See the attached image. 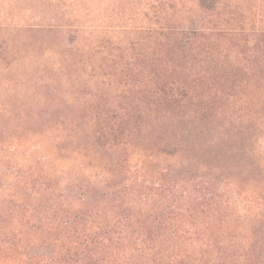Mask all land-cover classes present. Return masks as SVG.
Here are the masks:
<instances>
[{
  "label": "trees",
  "instance_id": "trees-1",
  "mask_svg": "<svg viewBox=\"0 0 264 264\" xmlns=\"http://www.w3.org/2000/svg\"><path fill=\"white\" fill-rule=\"evenodd\" d=\"M205 2L124 66L0 20V264H264V0Z\"/></svg>",
  "mask_w": 264,
  "mask_h": 264
},
{
  "label": "rangeland",
  "instance_id": "rangeland-1",
  "mask_svg": "<svg viewBox=\"0 0 264 264\" xmlns=\"http://www.w3.org/2000/svg\"><path fill=\"white\" fill-rule=\"evenodd\" d=\"M207 0H201L206 4ZM0 0V20L7 18L12 28L26 30L37 29L51 19L56 27L50 32H14L12 39L15 47L25 43V51L36 52L41 66L57 67V58L49 50L61 53L65 58L71 53L73 60L66 61L71 68H81L78 56L94 57L100 65L102 58H116L115 64L124 66V56L134 52L144 51L132 49L131 44L142 41L143 31L159 30L160 27H178L191 18L197 21L195 15L201 13L196 9L198 0ZM200 2V1H199ZM33 8V9H32ZM9 13V15H8ZM41 18V19H40ZM42 19L46 21H42ZM201 19V18H200ZM52 22V21H50ZM198 23V22H195ZM85 54V55H84ZM73 64L77 66L73 67ZM105 64L113 65L112 62ZM117 65V66H118ZM11 79V77H10ZM9 82L8 78L0 82ZM31 86H28L30 89ZM2 99V98H1ZM33 145V144H32ZM30 146V145H28Z\"/></svg>",
  "mask_w": 264,
  "mask_h": 264
}]
</instances>
